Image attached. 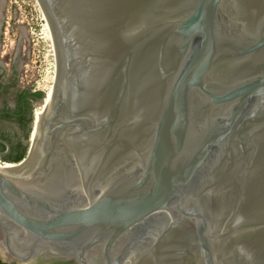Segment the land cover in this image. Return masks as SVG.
Here are the masks:
<instances>
[{
	"label": "water",
	"instance_id": "1",
	"mask_svg": "<svg viewBox=\"0 0 264 264\" xmlns=\"http://www.w3.org/2000/svg\"><path fill=\"white\" fill-rule=\"evenodd\" d=\"M40 1L58 82L38 168L0 171L9 262L264 264V0Z\"/></svg>",
	"mask_w": 264,
	"mask_h": 264
},
{
	"label": "rangeland",
	"instance_id": "2",
	"mask_svg": "<svg viewBox=\"0 0 264 264\" xmlns=\"http://www.w3.org/2000/svg\"><path fill=\"white\" fill-rule=\"evenodd\" d=\"M57 77V47L37 0H0V78L14 82L0 93V106L15 107L22 91L43 90L46 95ZM0 123L13 136L18 133L17 139L23 136L16 120ZM24 143L29 145V138Z\"/></svg>",
	"mask_w": 264,
	"mask_h": 264
},
{
	"label": "bare ground",
	"instance_id": "3",
	"mask_svg": "<svg viewBox=\"0 0 264 264\" xmlns=\"http://www.w3.org/2000/svg\"><path fill=\"white\" fill-rule=\"evenodd\" d=\"M37 2L43 12L44 18L47 21V26L51 33V38L53 39L54 45L55 47H57L55 36L50 21L47 17V14L43 8L41 1L37 0ZM57 82H58V77L54 82L51 90L48 93H46L45 97H43V99H41L37 103L34 109L33 127L29 139L30 144L25 159L20 163H9L4 161L3 159H0V171L14 176L28 177L31 176L38 168L45 153L44 138L49 133L50 127L48 125V120H49L55 92L57 89ZM27 188H29V184L27 185ZM1 253L10 260V257L7 254L6 250L4 249V247L0 245V255L3 257Z\"/></svg>",
	"mask_w": 264,
	"mask_h": 264
},
{
	"label": "trees",
	"instance_id": "4",
	"mask_svg": "<svg viewBox=\"0 0 264 264\" xmlns=\"http://www.w3.org/2000/svg\"><path fill=\"white\" fill-rule=\"evenodd\" d=\"M44 96L45 94L43 90L22 91L17 98V103L14 108H8V109L0 108L1 116L7 119L16 120L19 126L24 130V138L30 139L33 120H34V101L41 100ZM4 147L5 146L2 143H0V149ZM14 147L17 150L15 158L7 159V160L20 161L26 156L29 145L23 143L21 140H18V142ZM1 257H0V264H16L14 262L3 261ZM3 257L5 259H8L4 255Z\"/></svg>",
	"mask_w": 264,
	"mask_h": 264
},
{
	"label": "flooded vegetation",
	"instance_id": "5",
	"mask_svg": "<svg viewBox=\"0 0 264 264\" xmlns=\"http://www.w3.org/2000/svg\"><path fill=\"white\" fill-rule=\"evenodd\" d=\"M13 83L14 82H12V81L6 83L0 78V93L5 91ZM0 108L1 109L2 108L8 109V108H11V107H9L8 105H4V106H0ZM3 118L4 117L1 116V112H0V120L3 119ZM22 133H23V136L20 139H17L18 133L13 136L11 133H8L7 131H5L4 127L0 123V138L8 140L10 142V144H11L10 151L6 155H4L2 158H4V159H13V158H15L17 150L15 149L14 146L16 145L18 140H21L24 143V130L23 129H22ZM3 145L5 147L1 148L0 151H5L7 149V146L5 144H3ZM0 235H4V232L1 231V229H0ZM1 259L3 261L9 262V260H4L2 257H1ZM14 263H16V264H77V261L74 258H68V257H64V256H53V255H50L49 253L41 252L36 258H34V259H32V260H30L28 262H25V263L14 262Z\"/></svg>",
	"mask_w": 264,
	"mask_h": 264
}]
</instances>
